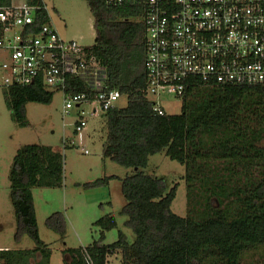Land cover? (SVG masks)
I'll list each match as a JSON object with an SVG mask.
<instances>
[{
  "label": "trees",
  "instance_id": "1",
  "mask_svg": "<svg viewBox=\"0 0 264 264\" xmlns=\"http://www.w3.org/2000/svg\"><path fill=\"white\" fill-rule=\"evenodd\" d=\"M85 1L96 30L91 49L106 66L110 87L128 99L104 114L103 155L133 169L121 178L126 201L120 212L128 217L135 240L130 242L121 230L116 241L105 243L106 232L117 226L116 216L105 214L95 221L100 237L67 248L66 264H88V257L94 264H108L116 252L121 264H255L248 260L250 251L264 247V86L196 84L183 94L180 113L160 114L145 91L146 31L140 7ZM11 3L0 0V6ZM6 88L7 104L22 124H27L29 101L49 103L54 94L39 82ZM158 152L186 165V216L172 209L177 185L169 188L164 177L143 170ZM62 176L58 149L39 143L18 149L10 172L16 237L26 232L36 247L20 255L0 251L1 264H29L39 252L48 260L32 187L60 184ZM113 177L87 186L107 184ZM46 223L65 235L64 213H52Z\"/></svg>",
  "mask_w": 264,
  "mask_h": 264
},
{
  "label": "built area",
  "instance_id": "2",
  "mask_svg": "<svg viewBox=\"0 0 264 264\" xmlns=\"http://www.w3.org/2000/svg\"><path fill=\"white\" fill-rule=\"evenodd\" d=\"M106 1L141 9L145 91L160 114L166 112L162 93L182 98L201 83L264 86V0ZM38 82L63 93L65 115L79 110L77 133L89 117L104 115L124 97L110 87L107 68L91 45L61 36L47 3L0 6V86ZM87 262L94 264L90 257Z\"/></svg>",
  "mask_w": 264,
  "mask_h": 264
},
{
  "label": "rangeland",
  "instance_id": "3",
  "mask_svg": "<svg viewBox=\"0 0 264 264\" xmlns=\"http://www.w3.org/2000/svg\"><path fill=\"white\" fill-rule=\"evenodd\" d=\"M25 0H12L21 3ZM47 3L53 22L66 39H77L84 45L95 42L94 16L85 0H43ZM0 86V251L19 253L36 247L31 236L24 232L19 238L18 220L11 200L10 172L18 149L24 144L39 143L51 145L62 154L63 176L60 184L34 186V197L39 234L47 243L48 260L36 253L29 264H66V249L89 245L101 235L95 221L105 214L116 216L117 226L105 234L104 242L112 243L124 231L130 242L135 240L133 230L126 224L128 217L120 212L125 198L121 191V178L132 172L103 155V144L107 136V118L104 115L89 117L82 132L75 131L78 112L73 108L64 114L63 93L55 91L49 103L29 101L26 105L27 124L14 119L5 92ZM128 102L126 96L118 100L120 106ZM162 104L168 113H180L182 98L173 93H162ZM68 138V145L64 144ZM74 138V142H71ZM85 149L88 152H85ZM143 170L154 176L164 177L171 188L177 185L172 209L180 216L188 211L186 165L171 158L165 152L150 155ZM105 175H115L107 184L87 186ZM66 217L64 236L48 227L46 220L54 212ZM20 255V253L18 254ZM113 264H121V253L109 256ZM248 260L264 263V247L251 250ZM1 264V260H0Z\"/></svg>",
  "mask_w": 264,
  "mask_h": 264
}]
</instances>
